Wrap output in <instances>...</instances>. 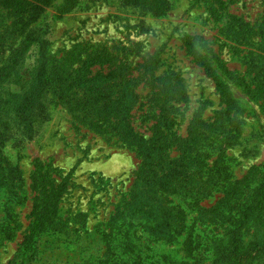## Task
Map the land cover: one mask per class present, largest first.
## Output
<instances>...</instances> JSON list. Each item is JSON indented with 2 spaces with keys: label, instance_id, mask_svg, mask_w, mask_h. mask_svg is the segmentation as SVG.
I'll use <instances>...</instances> for the list:
<instances>
[{
  "label": "rangeland",
  "instance_id": "1",
  "mask_svg": "<svg viewBox=\"0 0 264 264\" xmlns=\"http://www.w3.org/2000/svg\"><path fill=\"white\" fill-rule=\"evenodd\" d=\"M214 1L35 3L41 9L34 11L20 38L0 54V158L10 168L15 167L13 174L23 181L24 188V200L14 210L19 227L11 240L0 242V264H112L117 260L118 250L113 249L116 236L111 234L105 239V235L110 232L108 227L115 211L129 198L140 162L134 151L119 146L115 138L78 122L76 117L83 110L74 112L67 104L75 101L73 91H65L63 96L69 81L63 71L78 66L81 57H125L133 75L140 65L154 59L158 64L156 74L165 73L181 87L180 99L185 96V102L179 104L177 133L185 137L189 122L197 115L212 121L214 116L226 112L228 128L234 135L226 142L222 161L228 169V180H241L254 168L264 171V100L250 99L226 78L229 72H246L250 63H257V53L245 44L246 40L238 45L227 29H220L235 18L230 24H245L258 31L264 20V0H219L218 4L223 2L227 7L220 22L213 11ZM9 18L5 15L1 19ZM187 36L203 37L201 53L209 49L210 55L218 56L221 68L217 74L228 88L223 100L212 79L186 53L182 41ZM101 60L105 66L90 70L106 74L112 69L107 59ZM137 94L139 105L133 110L132 119L138 131L146 133L152 124L149 118L143 122L151 91L140 84ZM25 98L29 106L21 109ZM41 175H47V181H64L66 185L59 209L64 234L41 238L33 260L24 262L20 244L29 225L34 196L30 185ZM222 189L202 200L200 206H214L222 197ZM172 202L187 215L186 230L176 240L153 241L141 231L136 232V240L130 235L131 242L141 250L144 264H176L185 260L183 242L190 227L199 243V254L211 261L213 245L221 238L222 228L200 223L196 212L180 197H172ZM5 204V195L0 194V218L6 211Z\"/></svg>",
  "mask_w": 264,
  "mask_h": 264
},
{
  "label": "trees",
  "instance_id": "2",
  "mask_svg": "<svg viewBox=\"0 0 264 264\" xmlns=\"http://www.w3.org/2000/svg\"><path fill=\"white\" fill-rule=\"evenodd\" d=\"M218 1H214L213 11L218 17L216 21L220 22L222 11L227 7ZM37 2L39 0H0V54L20 38L34 11L41 9ZM5 15L11 18L1 19ZM234 21L232 18L220 29H227L238 45L246 40L245 44L257 53V63H250L243 74L229 72L226 78L250 99L264 100V20L258 31L245 24H230ZM256 37L259 40L255 41ZM203 41V37L187 36L182 42L194 63L212 79L223 100L228 96V88L217 74L220 60L210 55L209 49L201 53L199 45ZM102 58L107 59L112 69L106 74L91 71L97 65L100 69L105 66ZM139 68L141 71L133 75L125 57L90 55L81 57L78 66L63 71L65 80H69L63 96H66L65 91H73L71 96L75 101H67V104L74 112L83 110L78 117L82 120L76 117L78 122L115 138L119 146L134 151L140 162L129 198L115 211L110 220L112 225L108 227L110 232L105 235V239L111 234L116 236L113 249L118 250V255L112 264H144L141 250L130 240V235L137 239V231L153 241L171 242L186 230V212L173 204L172 197H180L196 212L200 223L219 226L223 231L221 238L214 242L212 260L207 262L198 252L199 243L192 228H188L190 232L183 242L185 260L176 264H264V171L254 168L243 179L230 182L228 169L222 163L226 142L234 137L228 128L226 112L214 116L212 121L203 120L200 115L193 117L186 136H180L177 133L181 116L179 104L185 102L184 95L180 99L181 87L165 77V73L156 74L158 64L154 59ZM140 84L151 91L143 119V122L149 119L152 122L146 131L148 135L139 132L132 119L133 110L139 105ZM34 86L32 84V89ZM108 95L111 98H106ZM28 101L25 98L21 109L29 106ZM172 152L177 155L172 156ZM14 169L0 158V194L6 199V211L0 218V242L11 240L19 227L14 210L24 200V188L23 181L14 176ZM39 177L30 185L34 196L28 214L29 225L20 244L24 262L33 260L41 238L64 234L59 209L66 185L64 181H47V175ZM220 187L222 197L211 208H202L201 201Z\"/></svg>",
  "mask_w": 264,
  "mask_h": 264
}]
</instances>
